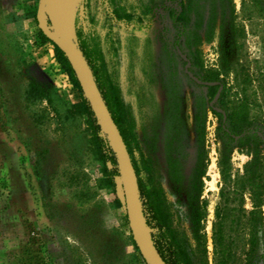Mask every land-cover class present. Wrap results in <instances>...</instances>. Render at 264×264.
Listing matches in <instances>:
<instances>
[{
	"label": "rangeland",
	"instance_id": "obj_1",
	"mask_svg": "<svg viewBox=\"0 0 264 264\" xmlns=\"http://www.w3.org/2000/svg\"><path fill=\"white\" fill-rule=\"evenodd\" d=\"M68 1L48 0L50 25L61 34L65 24L74 30L79 48L77 31L99 46L133 120L134 156L152 163L174 224L193 245L185 191L197 158V121L203 126L206 255L205 263L199 254L194 260L215 264L225 104L244 109L249 131L264 141V0H90L89 9L85 0ZM38 2L0 0V264H146L119 173L112 185L109 162L98 158L86 121L72 108L81 92L69 62L39 36ZM119 7L131 21L116 20ZM180 11L185 20L175 22ZM214 79L225 84L223 102L208 88ZM31 83L43 95L28 96ZM248 159L245 147L233 148L232 176ZM243 208H251L247 193ZM247 238L246 229L236 231L229 264H246ZM249 264H264L261 247Z\"/></svg>",
	"mask_w": 264,
	"mask_h": 264
},
{
	"label": "trees",
	"instance_id": "obj_2",
	"mask_svg": "<svg viewBox=\"0 0 264 264\" xmlns=\"http://www.w3.org/2000/svg\"><path fill=\"white\" fill-rule=\"evenodd\" d=\"M85 7L90 8V0H85ZM112 12L116 20L131 21L133 18L132 13L124 7L113 9ZM174 20L175 22L185 20L183 12L180 11ZM38 33L41 39L50 42L54 46L57 53L68 64L60 49L40 30ZM77 35L80 38L82 54L93 73L111 117L119 129L131 157L137 175L142 213L146 225L151 229V238L156 250L166 264H197L194 260L195 254L201 256L200 263H205L206 240L201 233L207 213V201L201 198L203 176L207 166L206 151L203 147V126L197 121V158L185 191L191 223V236L195 243L193 245L184 230L179 229L174 224L172 204L167 198L152 163L149 159H136L134 156L137 133L133 120L130 118L129 110L122 99L118 83L107 72L99 46L97 43L88 42V39L82 37L79 31H77ZM68 69L74 84L81 92V99L73 104L72 108H74L75 113L82 116L86 121L98 158L104 165L109 162L111 167L109 169L105 167L106 174L113 185V177L118 176L116 157L102 135L97 119L93 115L88 101L82 95L80 85L69 64ZM214 80H217V83L208 86L210 93L215 94L218 88L221 87L218 100L223 102L226 95L225 84L218 79ZM43 93V87L36 83H31L27 90L28 96H39ZM224 111L225 120L220 127L222 148L219 158L222 185L219 192L220 201L215 209L216 218L212 232L215 264H229L230 256L234 251L233 236L239 229L247 230L249 248L246 264H249L259 247H261L264 256L262 211L264 205V152L263 147H261L264 141L257 131H249L250 122L244 109L238 112L235 108L225 104ZM224 123H227L228 126L226 127ZM234 135L239 136L236 139ZM234 140H237L235 145L232 143ZM234 147H245L249 159L243 163L242 172L235 173L232 176L230 154ZM171 178H174L172 167ZM245 193L249 195L251 201V208L247 213L243 208Z\"/></svg>",
	"mask_w": 264,
	"mask_h": 264
},
{
	"label": "water",
	"instance_id": "obj_3",
	"mask_svg": "<svg viewBox=\"0 0 264 264\" xmlns=\"http://www.w3.org/2000/svg\"><path fill=\"white\" fill-rule=\"evenodd\" d=\"M47 4L48 0H39L38 2L36 13L38 27L40 31L49 40H51L67 58L82 89L83 96L88 101L93 115L97 119L100 131L114 152L132 238L146 264H166L153 244L151 229H149L145 223L138 194L137 175L126 144L117 125L111 117L110 111L107 108V105L97 86L93 73L78 46L74 30H66L65 24L62 34L56 32L46 17ZM65 34L69 39L65 37ZM220 90L221 88H219L216 92L214 100L219 96ZM217 110L221 111L220 109ZM135 204L139 207L143 223L144 242L142 241L141 235H139L135 225Z\"/></svg>",
	"mask_w": 264,
	"mask_h": 264
},
{
	"label": "bare ground",
	"instance_id": "obj_4",
	"mask_svg": "<svg viewBox=\"0 0 264 264\" xmlns=\"http://www.w3.org/2000/svg\"><path fill=\"white\" fill-rule=\"evenodd\" d=\"M67 2L69 4L68 0H67ZM134 213H135V225H136L137 231H138L139 235H141L142 241L144 242L145 238H144V234H143V223L141 220V215H140L139 207L137 204H135V206H134ZM263 213H264V207H263Z\"/></svg>",
	"mask_w": 264,
	"mask_h": 264
}]
</instances>
